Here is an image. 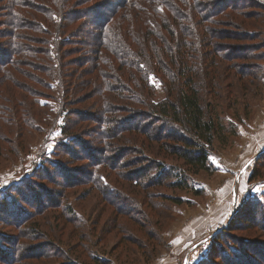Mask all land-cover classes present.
<instances>
[{"label": "trees", "instance_id": "obj_1", "mask_svg": "<svg viewBox=\"0 0 264 264\" xmlns=\"http://www.w3.org/2000/svg\"><path fill=\"white\" fill-rule=\"evenodd\" d=\"M248 49L264 58V0H0V128L23 129L35 113L29 104L20 114L17 87L33 95L37 106L45 96L23 81L36 82L54 99L57 91L63 118L60 148L51 155L58 160L47 156L41 163L48 168L39 169L60 174L54 181L62 195L55 201L63 204L59 219L66 225L78 219L76 212L68 213V192L84 186L78 199L96 191L110 209L103 226L120 232L121 219L139 212L145 199L153 205L159 194L183 203L179 196L158 193L160 188H187L190 176L211 168L210 151L224 129L223 110L212 102L227 90L228 99L237 98L230 95L233 83L225 81L236 79V58ZM248 75L256 77L255 71ZM153 78L164 92L158 101ZM234 90L240 91L235 85ZM31 215L21 213L17 222L23 225ZM79 229L72 227L69 236ZM79 233L89 264H111L91 254L90 235ZM262 237L241 242L228 264H264ZM22 243L23 237L2 242L0 254L7 260H0L27 264L18 252ZM64 249H49L61 254V262L52 264H88Z\"/></svg>", "mask_w": 264, "mask_h": 264}, {"label": "rangeland", "instance_id": "obj_2", "mask_svg": "<svg viewBox=\"0 0 264 264\" xmlns=\"http://www.w3.org/2000/svg\"><path fill=\"white\" fill-rule=\"evenodd\" d=\"M260 53L263 54L248 49L236 58L238 76L225 83H233L230 95L237 98L230 96L228 99L227 90L212 102L219 113L223 110L220 119L224 129L210 151L211 168L190 176L187 188L157 189L158 193L179 196L184 201L176 204L156 194L151 199L153 205H147L145 199L140 203L139 212L121 219L123 229L120 232L106 230L110 209L106 211L96 191L78 199L84 186L68 192V203L74 209L68 213L76 212L78 219H70L72 223L68 225L59 219L63 215V204L56 203L61 202L62 195L56 194L54 181L60 174L50 167L48 170L39 168H48V164L44 166L45 162H41L60 148L59 125L63 118L58 115L60 94L55 91L57 101L36 82L23 81V85L35 86L45 96L40 97L37 106L33 95L17 87L15 93L23 101L19 113L22 114L29 104L35 107V113L27 117V126L23 129L11 125L0 128V246L4 241L14 242L23 237L18 252L25 255L27 264L61 262L58 258L61 254L50 253L53 246L69 250L73 259L81 254L78 259L89 264V257L78 238L79 231H85L90 235L91 254L99 253L110 259L111 264H228L235 261L232 251L239 252L241 242L264 236V58L259 60ZM261 69L262 74L259 73ZM252 71H255L254 78L248 75ZM153 81L158 101L164 98V92L160 82L155 78ZM234 85L240 93L234 90ZM3 105L12 107L10 103ZM36 110L40 111V118ZM29 120L34 122L29 124ZM52 159L57 158L53 156ZM47 201L52 202L44 204ZM25 212L32 215L23 225L19 224V216ZM75 225L80 229L70 237V229ZM108 225L110 229L111 223ZM94 226L96 231L92 230ZM221 230L229 232L221 234ZM120 237H125L124 241L119 240ZM133 240L141 246L132 243ZM3 245L11 256L12 248L6 243ZM32 253L41 256L35 259ZM0 256L1 259L6 257L5 254ZM0 264L6 263L0 260Z\"/></svg>", "mask_w": 264, "mask_h": 264}]
</instances>
